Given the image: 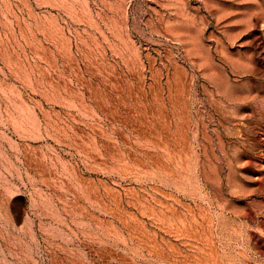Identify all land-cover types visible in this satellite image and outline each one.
<instances>
[{
  "label": "rangeland",
  "instance_id": "rangeland-1",
  "mask_svg": "<svg viewBox=\"0 0 264 264\" xmlns=\"http://www.w3.org/2000/svg\"><path fill=\"white\" fill-rule=\"evenodd\" d=\"M262 163L264 0H0V264H264Z\"/></svg>",
  "mask_w": 264,
  "mask_h": 264
},
{
  "label": "bare ground",
  "instance_id": "bare-ground-1",
  "mask_svg": "<svg viewBox=\"0 0 264 264\" xmlns=\"http://www.w3.org/2000/svg\"><path fill=\"white\" fill-rule=\"evenodd\" d=\"M263 165H264V163H262V166H263ZM246 239H247V238H246ZM246 241H248V240H245V242H246ZM245 242H244V243H245ZM248 242H249V241H248ZM247 246H248V245H247ZM247 246H245V247H247ZM249 247H250V246H249Z\"/></svg>",
  "mask_w": 264,
  "mask_h": 264
}]
</instances>
